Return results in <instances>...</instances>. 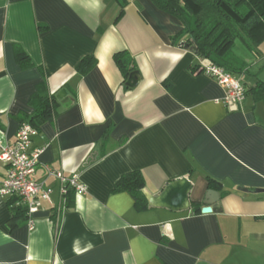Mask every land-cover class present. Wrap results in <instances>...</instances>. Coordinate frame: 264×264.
Instances as JSON below:
<instances>
[{
    "label": "crops",
    "instance_id": "obj_1",
    "mask_svg": "<svg viewBox=\"0 0 264 264\" xmlns=\"http://www.w3.org/2000/svg\"><path fill=\"white\" fill-rule=\"evenodd\" d=\"M127 1L0 0V152L29 123L38 87L66 91L32 139L49 198L17 218L0 195V264H264V102L226 104L225 88L201 72L208 61L173 43L183 24L151 0ZM15 45L32 68L17 63ZM124 51L140 73L133 89L114 61ZM256 53L238 56L247 87L264 84V41ZM91 56L96 65L79 74ZM46 165L78 175L87 193L68 200ZM134 171L145 196L188 178L190 210L137 208L115 191ZM6 175L0 161V188ZM210 180L220 209L195 212Z\"/></svg>",
    "mask_w": 264,
    "mask_h": 264
},
{
    "label": "trees",
    "instance_id": "obj_2",
    "mask_svg": "<svg viewBox=\"0 0 264 264\" xmlns=\"http://www.w3.org/2000/svg\"><path fill=\"white\" fill-rule=\"evenodd\" d=\"M122 7H126L127 0H116ZM155 7L178 19L184 26L181 34L172 38L174 44L182 41L195 48L196 54L240 78L247 70V63L241 60L234 48L239 40L254 54L264 41V0H151ZM123 13L119 15L122 16ZM15 58L22 69L32 68L34 65L21 46H14ZM257 54V53H256ZM114 61L121 70L125 81L131 72L135 71V63L129 52H119L114 55ZM96 65L95 57L85 58L77 67L81 75L89 73ZM246 96L253 94L255 99L264 102V84L255 87L243 84ZM58 99L49 96L43 83L33 95L30 106L34 114L28 121L34 128H39L56 113ZM25 123V122H23ZM22 123V124H23ZM145 178L141 171H134L124 175L116 184L115 191L127 192L135 200L137 208L146 210L150 207L143 193ZM210 189H217L214 181H209ZM69 192V193H68ZM67 192L70 200L73 190ZM20 200L12 197L15 217L25 218L27 209L23 205H16ZM16 201V202H15ZM195 212H200L201 206L194 204Z\"/></svg>",
    "mask_w": 264,
    "mask_h": 264
},
{
    "label": "built area",
    "instance_id": "obj_3",
    "mask_svg": "<svg viewBox=\"0 0 264 264\" xmlns=\"http://www.w3.org/2000/svg\"><path fill=\"white\" fill-rule=\"evenodd\" d=\"M201 72L222 85L226 90L223 101L226 104L241 105L247 96L240 78L223 68L208 64L201 67ZM38 134L36 128L29 123H23L16 134L15 142L11 146L1 144L0 161L7 167V175L0 188V195L4 197H18L27 208L31 217L38 211L39 198L48 199L50 191L42 183L35 180V174L40 164L41 149H32V139ZM50 176L62 183L61 193L66 195L69 189L76 194L87 193L86 185L78 175L66 176L62 171L54 170L46 165ZM30 230H34L32 219Z\"/></svg>",
    "mask_w": 264,
    "mask_h": 264
},
{
    "label": "water",
    "instance_id": "obj_4",
    "mask_svg": "<svg viewBox=\"0 0 264 264\" xmlns=\"http://www.w3.org/2000/svg\"><path fill=\"white\" fill-rule=\"evenodd\" d=\"M185 49H189L192 52H195V48L191 47L189 44L182 43ZM196 53V52H195ZM140 81L139 71H133L130 73L125 85L130 89L137 87ZM66 95V91L63 90L58 94L57 98L61 99ZM192 183L188 178H183L177 181H173L169 184L161 195L153 196L146 195L150 207L153 208H164L169 209L175 212H183L190 210L191 208V194ZM219 193L214 190H209L205 196L204 204L206 205L202 208V213H212L220 209L218 204L219 202Z\"/></svg>",
    "mask_w": 264,
    "mask_h": 264
},
{
    "label": "rangeland",
    "instance_id": "obj_5",
    "mask_svg": "<svg viewBox=\"0 0 264 264\" xmlns=\"http://www.w3.org/2000/svg\"><path fill=\"white\" fill-rule=\"evenodd\" d=\"M233 51L240 58L247 59L248 57H252V54L249 52L246 46L239 40L237 41Z\"/></svg>",
    "mask_w": 264,
    "mask_h": 264
}]
</instances>
